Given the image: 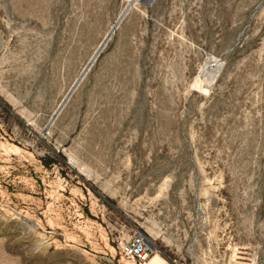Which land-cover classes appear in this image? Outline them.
Here are the masks:
<instances>
[{"label": "rangeland", "instance_id": "rangeland-1", "mask_svg": "<svg viewBox=\"0 0 264 264\" xmlns=\"http://www.w3.org/2000/svg\"><path fill=\"white\" fill-rule=\"evenodd\" d=\"M131 1L0 0V264H264V0Z\"/></svg>", "mask_w": 264, "mask_h": 264}, {"label": "built area", "instance_id": "built-area-1", "mask_svg": "<svg viewBox=\"0 0 264 264\" xmlns=\"http://www.w3.org/2000/svg\"><path fill=\"white\" fill-rule=\"evenodd\" d=\"M125 256L137 260L141 263H147L154 250L147 239L142 236H135L132 240L123 245Z\"/></svg>", "mask_w": 264, "mask_h": 264}, {"label": "bare ground", "instance_id": "bare-ground-1", "mask_svg": "<svg viewBox=\"0 0 264 264\" xmlns=\"http://www.w3.org/2000/svg\"><path fill=\"white\" fill-rule=\"evenodd\" d=\"M134 1V0H133ZM136 1V0H135ZM137 1H140V0H137ZM141 1H143V3H145L147 6H149L150 5V3H151V0H141ZM119 23V21L116 23V25Z\"/></svg>", "mask_w": 264, "mask_h": 264}, {"label": "water", "instance_id": "water-1", "mask_svg": "<svg viewBox=\"0 0 264 264\" xmlns=\"http://www.w3.org/2000/svg\"><path fill=\"white\" fill-rule=\"evenodd\" d=\"M133 0L129 3V5H128V8L126 9V11L125 12H127L131 7H132V5H133ZM125 14V13H124ZM124 14H123V16H124Z\"/></svg>", "mask_w": 264, "mask_h": 264}]
</instances>
